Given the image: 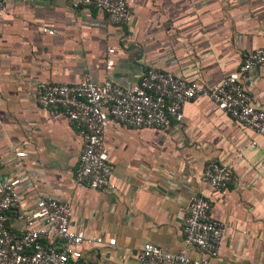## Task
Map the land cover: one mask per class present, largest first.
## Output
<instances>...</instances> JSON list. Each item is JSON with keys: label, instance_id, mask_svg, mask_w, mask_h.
I'll use <instances>...</instances> for the list:
<instances>
[{"label": "crops", "instance_id": "0c3cea01", "mask_svg": "<svg viewBox=\"0 0 264 264\" xmlns=\"http://www.w3.org/2000/svg\"><path fill=\"white\" fill-rule=\"evenodd\" d=\"M129 2L132 22L116 26L96 7L77 6L78 0H6L0 18V146L6 161L0 186L20 180L24 190L22 207L10 214L11 231H25L21 216L36 197H53L73 205V230L103 238V245L79 247L90 264H140L146 244L206 260L183 238L184 211L195 193L205 192L227 229L220 256L210 263L264 264V137L209 99L186 104L183 121L168 129L109 123L104 142L113 188L76 183L83 139L65 116L53 117L39 105L41 84H77L89 75L127 89L157 70L210 86L264 48V0ZM108 61L114 62L111 72ZM244 84L264 111V73L251 72ZM211 161L233 172L225 196L200 179ZM111 239L116 246H109ZM46 246L60 250L62 244L54 238Z\"/></svg>", "mask_w": 264, "mask_h": 264}, {"label": "built area", "instance_id": "2783aa9c", "mask_svg": "<svg viewBox=\"0 0 264 264\" xmlns=\"http://www.w3.org/2000/svg\"><path fill=\"white\" fill-rule=\"evenodd\" d=\"M77 6L96 7L116 26L129 25L133 11L129 0H78ZM6 13V0H0V18ZM44 33L53 34L45 29ZM111 54L114 51H110ZM113 61L107 70L112 71ZM253 71L264 73V48L247 55L241 67L225 74L213 85L189 83L172 73L148 70L140 82L122 88L112 78L104 81L87 76L77 84H41L39 105L53 117L63 115L78 130L83 149L75 172L77 184L91 189H112L114 166L104 142L109 123L131 128L168 129L184 119L186 104L209 99L234 121L264 137V111L256 108L244 80ZM253 146L256 142L252 143ZM19 159L27 154L15 150ZM6 166L0 146V169ZM208 190L226 195L234 181L232 170L211 161L200 175ZM24 190L20 180L0 186V264H90L83 260L79 247L103 245V238L89 237L83 230L72 229L73 205L53 197L39 196L30 213L23 214L25 231L15 235L10 228V214L22 207ZM214 206L205 192L193 195L185 209L184 243L207 257L195 260L184 252L169 253L146 244L138 259L140 264H211L220 256L226 226L214 214ZM57 239L60 250L46 243ZM109 246H116L111 239Z\"/></svg>", "mask_w": 264, "mask_h": 264}]
</instances>
